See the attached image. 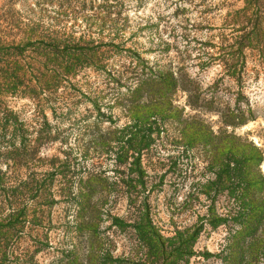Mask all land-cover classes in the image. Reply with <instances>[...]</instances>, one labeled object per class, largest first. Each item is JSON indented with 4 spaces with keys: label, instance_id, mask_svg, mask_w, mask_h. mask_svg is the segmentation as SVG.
<instances>
[{
    "label": "rangeland",
    "instance_id": "obj_1",
    "mask_svg": "<svg viewBox=\"0 0 264 264\" xmlns=\"http://www.w3.org/2000/svg\"><path fill=\"white\" fill-rule=\"evenodd\" d=\"M241 7L231 0H0V65L18 62L26 71L21 86L36 90L4 93L0 113L15 114L8 131H25L30 147L44 128L52 138L10 172L0 162V174H6L0 180V241L9 251L3 264H151L138 239L140 230L150 232L143 214L164 238L202 225L194 255L184 254L176 264H264V242L235 239L233 220L208 223L212 214L231 211L232 200L216 185L208 187L215 178L205 170L201 147L183 152L175 145V125L165 123L144 151V183L128 166L116 169L112 153L120 146L98 138L127 123L125 99L135 83L130 79L144 67L173 72L204 104L214 101L217 111L243 115L247 123L227 131L248 134L264 150V65L245 51L243 67L230 78L219 60L223 39L236 27L228 14ZM89 29L101 63L81 70L71 84L57 80L44 93L35 87L45 73L39 69L48 43L30 47V37L76 38ZM187 98L180 89L172 97L184 118L221 129L216 112L193 110ZM99 111L110 118L101 122ZM260 172L264 177V161ZM87 191L99 217L91 239L87 228L78 227L86 212H78L77 200Z\"/></svg>",
    "mask_w": 264,
    "mask_h": 264
},
{
    "label": "trees",
    "instance_id": "obj_2",
    "mask_svg": "<svg viewBox=\"0 0 264 264\" xmlns=\"http://www.w3.org/2000/svg\"><path fill=\"white\" fill-rule=\"evenodd\" d=\"M231 1L241 2L242 7L228 14L229 22L236 27L231 36L223 39L225 53L222 59H219L224 66V75L230 78L237 76L243 67L246 60L245 51H249L251 56L257 57L260 65H264V0ZM90 36L92 34L89 29L82 31L76 38L71 35L46 37L47 39L35 37L33 40V37H30L27 42L30 47L48 43L44 46L45 51L41 55L43 63L39 69L45 70V73H40L34 86L44 93L53 87L56 88V85L52 84L57 83V80L71 84L70 81L81 70L99 65L100 53L94 49ZM49 65L50 71L47 70ZM145 70L142 67V70L135 72L130 79L135 83L134 87L127 90L125 99L127 123L120 130L115 129L108 133L109 136H98L102 141L120 146L112 153L116 169L128 166L127 171L144 183V169L141 166L144 151L155 141L154 133L158 134L165 123L175 125L178 134L174 140L175 145L182 147L183 152L201 147L207 157L205 170L215 178L214 181L208 182V187L216 185L220 191L226 192L229 201L232 200L231 211L219 218L212 214L208 223L216 227L233 220L238 225L235 239L247 238L251 242H264V177L260 172L264 150L255 145L248 134L238 136L227 131V128L235 129L245 125L248 119L243 115L237 118L235 112L230 109L215 110L214 101L207 103L208 105L204 104L203 99L193 89L176 80L173 72L153 73L151 70ZM24 76L26 71L18 62L0 65V97L4 93L22 94L24 89L21 90L20 87L24 85L21 86L20 80ZM24 88L27 91L23 94L36 93L33 87ZM177 89L188 94L186 104L191 109L216 112L222 125L221 129L214 131L211 125L198 117L184 118L182 110L173 105L172 97ZM14 116L15 114L8 110L0 113V162L6 165L9 172L13 166L22 164L38 152L41 143L52 141L49 131L44 128L37 133L38 137L30 147L25 131H8L16 121ZM98 116L101 122L104 121L103 118H110L100 111ZM18 138L20 145L16 147L15 141ZM5 175L0 174V180H3ZM91 185L89 180L87 187L91 188ZM43 192L45 190L36 191ZM77 203L78 212H86L83 218L78 216V220L82 222L78 227L87 228L88 237L91 239L95 237L97 230V203L93 201V194L89 191L81 193ZM133 203L135 204V201ZM141 211H147L146 205H142ZM143 216L149 223L150 232L140 230L138 239L142 242L145 254L152 257L151 264H176L177 259L184 254L187 257L194 255L193 246L202 225L193 231H190V228L175 231L174 237L164 238L160 231L150 225L148 215ZM4 245L5 241H0V264L8 259L9 251L6 249L7 245Z\"/></svg>",
    "mask_w": 264,
    "mask_h": 264
}]
</instances>
